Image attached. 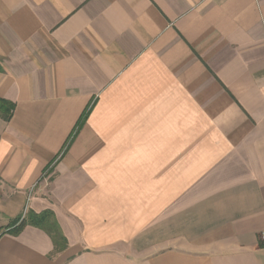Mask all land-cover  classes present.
Here are the masks:
<instances>
[{
    "label": "crops",
    "instance_id": "crops-1",
    "mask_svg": "<svg viewBox=\"0 0 264 264\" xmlns=\"http://www.w3.org/2000/svg\"><path fill=\"white\" fill-rule=\"evenodd\" d=\"M0 97V231L68 240L0 264H264V0H0Z\"/></svg>",
    "mask_w": 264,
    "mask_h": 264
},
{
    "label": "trees",
    "instance_id": "trees-1",
    "mask_svg": "<svg viewBox=\"0 0 264 264\" xmlns=\"http://www.w3.org/2000/svg\"><path fill=\"white\" fill-rule=\"evenodd\" d=\"M15 109V104L9 100L0 97V115L8 121ZM82 121L79 123V125ZM37 226L44 229L52 238L54 243V252H61L68 246V240L64 235L55 213L46 209L42 212L27 211L25 214L19 215L0 231V235L8 232L13 235H18L23 229L28 226Z\"/></svg>",
    "mask_w": 264,
    "mask_h": 264
},
{
    "label": "built area",
    "instance_id": "built-area-1",
    "mask_svg": "<svg viewBox=\"0 0 264 264\" xmlns=\"http://www.w3.org/2000/svg\"><path fill=\"white\" fill-rule=\"evenodd\" d=\"M262 240H263V242H264V231L262 232Z\"/></svg>",
    "mask_w": 264,
    "mask_h": 264
}]
</instances>
